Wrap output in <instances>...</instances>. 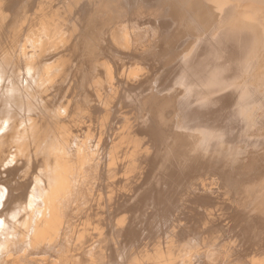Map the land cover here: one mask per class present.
<instances>
[{
    "label": "bare ground",
    "instance_id": "obj_1",
    "mask_svg": "<svg viewBox=\"0 0 264 264\" xmlns=\"http://www.w3.org/2000/svg\"><path fill=\"white\" fill-rule=\"evenodd\" d=\"M0 264H264V0H0Z\"/></svg>",
    "mask_w": 264,
    "mask_h": 264
},
{
    "label": "rangeland",
    "instance_id": "obj_2",
    "mask_svg": "<svg viewBox=\"0 0 264 264\" xmlns=\"http://www.w3.org/2000/svg\"><path fill=\"white\" fill-rule=\"evenodd\" d=\"M143 79V78H142Z\"/></svg>",
    "mask_w": 264,
    "mask_h": 264
}]
</instances>
